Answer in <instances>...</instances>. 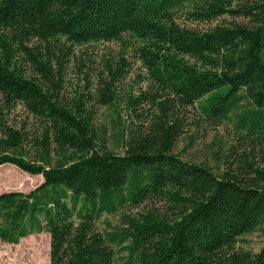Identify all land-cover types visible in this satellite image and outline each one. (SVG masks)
Segmentation results:
<instances>
[{"label":"trees","instance_id":"1","mask_svg":"<svg viewBox=\"0 0 264 264\" xmlns=\"http://www.w3.org/2000/svg\"><path fill=\"white\" fill-rule=\"evenodd\" d=\"M183 13L221 21L196 29ZM96 42L119 51L101 59L94 94L68 97L73 47ZM125 55L149 87L125 95L133 119L116 153L96 113L118 101ZM190 118L234 120L215 167L174 151ZM2 164L42 182L0 193V241L45 230L48 264H264V243L236 246L264 234V0H0ZM120 208L122 225L99 231Z\"/></svg>","mask_w":264,"mask_h":264},{"label":"rangeland","instance_id":"2","mask_svg":"<svg viewBox=\"0 0 264 264\" xmlns=\"http://www.w3.org/2000/svg\"><path fill=\"white\" fill-rule=\"evenodd\" d=\"M176 19L178 22L196 29H206L214 22L221 21L217 19L211 23L194 22L188 20L184 13L178 14ZM222 19L233 20L228 16H224ZM234 20L238 21L240 19L235 18ZM73 50L76 61L72 60L66 70L64 92L69 97L80 91L86 92V88L89 87L88 90L94 94L93 86L96 81L94 74H96L95 71H101V59L114 56L119 51V45L114 42H96L75 45ZM88 57L91 58L93 69L82 66L83 69H79L78 63L84 62L86 64ZM125 57L131 61L132 65L130 71L116 86L118 101L113 106L98 108L96 113L97 125L106 133V145L116 153L123 151L121 133L130 126L133 119V115L129 114L125 108V95L135 96L149 87L140 62L128 55H125ZM87 80H89L90 85L87 84ZM231 142H236V131L232 118L217 125L210 120L203 121L190 118L184 133L174 147V151L185 160L205 163L215 167L217 163L220 164L221 162L219 158H216V154L219 153L220 155L221 148L226 147ZM41 182V175H30L10 164L0 165V193L8 191L28 192ZM123 211V208H120L114 214L103 213L96 221L97 229L105 233L112 232L120 227ZM49 243V233L45 230L32 232L19 238L16 243L0 241V264H48ZM263 243L264 234L259 228L243 235L236 246L256 253ZM124 254V252L117 249L118 256Z\"/></svg>","mask_w":264,"mask_h":264}]
</instances>
